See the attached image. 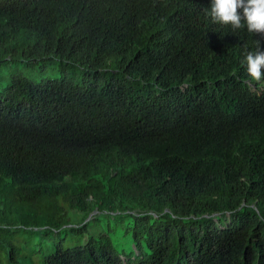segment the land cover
<instances>
[{
    "label": "trees",
    "instance_id": "1",
    "mask_svg": "<svg viewBox=\"0 0 264 264\" xmlns=\"http://www.w3.org/2000/svg\"><path fill=\"white\" fill-rule=\"evenodd\" d=\"M209 6L0 0L11 264V229L84 236L99 214L130 218L140 255L103 232L44 264H264V80L241 64L264 34L212 23Z\"/></svg>",
    "mask_w": 264,
    "mask_h": 264
},
{
    "label": "rangeland",
    "instance_id": "2",
    "mask_svg": "<svg viewBox=\"0 0 264 264\" xmlns=\"http://www.w3.org/2000/svg\"><path fill=\"white\" fill-rule=\"evenodd\" d=\"M23 73L28 75L26 70H23ZM9 79V66L0 64V89ZM74 220L73 223H76L77 220ZM131 221L128 217L123 219L119 216L109 217L107 214H99L97 219H94L90 215L85 220L88 226L84 236L80 234L73 235L66 230H63L61 234H56L36 229L24 230L22 228H13L6 233V238L12 237L13 243L19 250L16 254L18 264H44V259L53 254L58 245L64 249L74 248L85 245L88 242V235L96 236L103 232H108L115 249L122 254L124 259L125 257H133L134 253L137 256L140 255L134 247ZM10 258L11 247L5 244L4 247H0V264H11Z\"/></svg>",
    "mask_w": 264,
    "mask_h": 264
},
{
    "label": "clouds",
    "instance_id": "3",
    "mask_svg": "<svg viewBox=\"0 0 264 264\" xmlns=\"http://www.w3.org/2000/svg\"><path fill=\"white\" fill-rule=\"evenodd\" d=\"M205 14L212 23L233 31L244 28L250 34H264V0H210ZM241 64L245 67L246 82L264 80V51L257 48L248 52Z\"/></svg>",
    "mask_w": 264,
    "mask_h": 264
}]
</instances>
